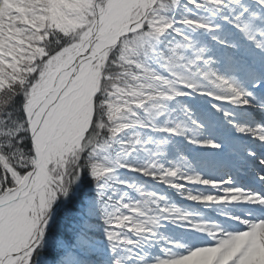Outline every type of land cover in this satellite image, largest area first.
<instances>
[{"label": "snow or ice", "instance_id": "obj_1", "mask_svg": "<svg viewBox=\"0 0 264 264\" xmlns=\"http://www.w3.org/2000/svg\"><path fill=\"white\" fill-rule=\"evenodd\" d=\"M0 264H264V0H0Z\"/></svg>", "mask_w": 264, "mask_h": 264}]
</instances>
